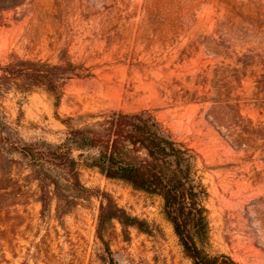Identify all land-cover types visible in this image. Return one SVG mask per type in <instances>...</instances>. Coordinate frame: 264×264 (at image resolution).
<instances>
[{"label": "rangeland", "instance_id": "obj_1", "mask_svg": "<svg viewBox=\"0 0 264 264\" xmlns=\"http://www.w3.org/2000/svg\"><path fill=\"white\" fill-rule=\"evenodd\" d=\"M79 67L58 98L8 94L27 141L64 140L111 112H152L193 150L207 189L206 250L264 264V0H0V61ZM93 195L62 218L43 212L27 160L0 151V264H192L160 197L80 164ZM144 229L114 221L97 238L100 194Z\"/></svg>", "mask_w": 264, "mask_h": 264}, {"label": "trees", "instance_id": "obj_2", "mask_svg": "<svg viewBox=\"0 0 264 264\" xmlns=\"http://www.w3.org/2000/svg\"><path fill=\"white\" fill-rule=\"evenodd\" d=\"M79 67L68 57L58 64L11 57L0 61V151L16 153L28 161L39 182L43 212L56 200V215L62 218L93 191L80 178V164L93 168L108 180L120 181L133 189L158 196L163 214L171 224L183 253L192 264H238L227 255H211L206 246L210 222L207 189L197 175L196 154L150 111L111 112L82 126L65 122L64 140H25L2 111L8 94L27 96L43 90L60 98L67 82L79 77ZM97 238L105 244L114 221L124 227L142 223L119 207L108 194H100Z\"/></svg>", "mask_w": 264, "mask_h": 264}]
</instances>
